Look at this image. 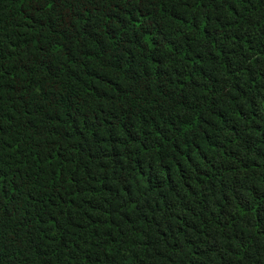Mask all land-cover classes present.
I'll return each mask as SVG.
<instances>
[{
    "label": "trees",
    "instance_id": "obj_1",
    "mask_svg": "<svg viewBox=\"0 0 264 264\" xmlns=\"http://www.w3.org/2000/svg\"><path fill=\"white\" fill-rule=\"evenodd\" d=\"M0 264H264V0H0Z\"/></svg>",
    "mask_w": 264,
    "mask_h": 264
}]
</instances>
